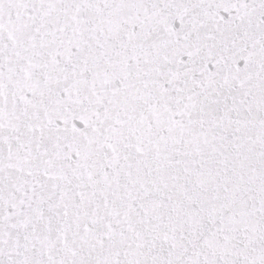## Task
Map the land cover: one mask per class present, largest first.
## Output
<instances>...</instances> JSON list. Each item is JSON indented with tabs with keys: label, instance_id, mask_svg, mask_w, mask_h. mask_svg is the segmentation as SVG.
Segmentation results:
<instances>
[{
	"label": "snow or ice",
	"instance_id": "6c2138e0",
	"mask_svg": "<svg viewBox=\"0 0 264 264\" xmlns=\"http://www.w3.org/2000/svg\"><path fill=\"white\" fill-rule=\"evenodd\" d=\"M0 264H264V0H0Z\"/></svg>",
	"mask_w": 264,
	"mask_h": 264
}]
</instances>
